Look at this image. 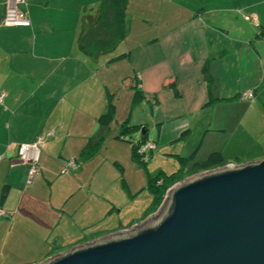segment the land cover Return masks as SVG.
<instances>
[{"label": "crops", "instance_id": "crops-1", "mask_svg": "<svg viewBox=\"0 0 264 264\" xmlns=\"http://www.w3.org/2000/svg\"><path fill=\"white\" fill-rule=\"evenodd\" d=\"M101 5L24 0L29 25L6 27L0 0V264H37L156 211L151 192L150 206H141L136 191L142 181L136 184L127 171L142 170L129 140L143 134L135 139L131 128L123 130L132 125L130 117L113 113L100 121L110 101L116 112L117 88L138 89L141 97L185 85L235 91V97L215 94L217 100L241 99L242 91L252 89V100L241 99L249 103L235 129L244 121L254 126L257 121L248 117H264V0H127L125 37L87 51L86 40L108 38L101 30ZM35 140L37 173L26 183L27 166L18 161L17 148ZM200 144L191 164L200 161ZM253 150L213 151L236 155L227 163L258 160L264 129ZM191 164L179 173L185 176Z\"/></svg>", "mask_w": 264, "mask_h": 264}, {"label": "water", "instance_id": "water-1", "mask_svg": "<svg viewBox=\"0 0 264 264\" xmlns=\"http://www.w3.org/2000/svg\"><path fill=\"white\" fill-rule=\"evenodd\" d=\"M165 194L156 214L37 264H264V156L183 177Z\"/></svg>", "mask_w": 264, "mask_h": 264}, {"label": "rangeland", "instance_id": "rangeland-1", "mask_svg": "<svg viewBox=\"0 0 264 264\" xmlns=\"http://www.w3.org/2000/svg\"><path fill=\"white\" fill-rule=\"evenodd\" d=\"M119 50H121V46L115 52L116 55L121 53ZM178 91L180 92L179 96L174 89L161 87L157 89L158 95L150 94L148 97L144 95V97L134 100L135 88L116 89L114 96L115 117H130V123L144 127L148 134L147 141L154 142L156 145L147 160L146 170L143 168L145 166H140L135 161L142 167V170L135 172L133 166L127 168L132 181L136 184L142 181V185L136 191L141 206H150L151 204V193L147 189L149 177L157 175L164 177L165 174L188 168L192 162L190 155L200 141L201 144L195 156L196 160L205 158L213 150L230 151L233 152L232 154L245 152L249 154V151L255 152L253 144L259 132L264 129V117H248L249 120L254 118L257 121L254 122V126L250 128L249 124L244 121L240 129H235L237 119L247 111L245 103H249L242 102L241 96L248 91H253L252 89L242 91L239 95L241 99L223 98V100L215 99V94L226 96L230 95L227 93L235 91L217 88L210 90L208 85L205 89L198 85L179 86ZM232 95L236 96L235 93ZM209 99H212V103L204 106ZM255 113L253 112L252 115ZM221 126L227 130H219L218 128H222ZM207 128L211 130L202 137ZM131 132L135 139L141 137V130H132ZM183 132L187 134L182 135ZM232 154L225 155L226 159L235 160L234 157H230L236 156ZM242 158H244L243 161H247L248 155H243ZM196 173L189 171L183 177Z\"/></svg>", "mask_w": 264, "mask_h": 264}, {"label": "trees", "instance_id": "trees-1", "mask_svg": "<svg viewBox=\"0 0 264 264\" xmlns=\"http://www.w3.org/2000/svg\"><path fill=\"white\" fill-rule=\"evenodd\" d=\"M127 0H102V5L100 8V22H101V30H103L104 35H106V39H89L84 42V47L87 51L95 52L99 49H107L113 45H116L120 40L125 37L126 31V21H125V7ZM101 35V34H100ZM99 35V36H100ZM126 54L122 53L115 57V59H119L124 57ZM175 92H178L177 90ZM141 97L140 90L136 89L134 92V100ZM114 113V104L110 101L108 109L105 113L100 115V121L106 123L111 119ZM141 126L139 125H129L125 126L123 130H138ZM146 133L142 135V139L138 141H134L130 139L129 141L132 144V158L135 162L140 164V166H145L150 153V150L147 154V159H144L137 152V145L139 142L146 141L145 139ZM98 144V143H97ZM183 162V161H181ZM227 163L226 156L224 153L220 151H212L210 152L204 159L200 161H194L191 164L190 172L196 173L202 170H207L211 168H215L217 166L223 165ZM183 176L179 171H174L171 174H165L164 177L157 175L153 177H149L148 180V189L152 193L153 202L151 206V211H155L159 205L161 204L165 192L170 185L174 182L182 179Z\"/></svg>", "mask_w": 264, "mask_h": 264}, {"label": "built area", "instance_id": "built-area-1", "mask_svg": "<svg viewBox=\"0 0 264 264\" xmlns=\"http://www.w3.org/2000/svg\"><path fill=\"white\" fill-rule=\"evenodd\" d=\"M24 3V0H4V10L1 18V25L9 26H28L29 20L22 10L21 6ZM3 96V93H0V100ZM242 99H251L253 98V92L248 91L241 96ZM155 143L150 141L139 142L137 145V152L144 159H147L148 152L155 148ZM39 158V147L38 141H32L30 143H21L17 148V159L20 163L27 166L25 180L26 183H30L37 173V163ZM226 164V163H225ZM68 166H74L73 162H68ZM224 165V164H223ZM220 165V166H223ZM219 167V166H217ZM167 191V190H166ZM166 193V192H165ZM166 194L164 195L165 198ZM163 198V199H164ZM157 209L154 213L156 214ZM150 214V215H152ZM149 216V215H148ZM128 229V228H127ZM125 230V229H123Z\"/></svg>", "mask_w": 264, "mask_h": 264}]
</instances>
